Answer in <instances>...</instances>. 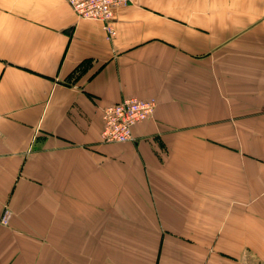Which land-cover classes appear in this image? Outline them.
<instances>
[{
    "label": "crops",
    "instance_id": "0c3cea01",
    "mask_svg": "<svg viewBox=\"0 0 264 264\" xmlns=\"http://www.w3.org/2000/svg\"><path fill=\"white\" fill-rule=\"evenodd\" d=\"M113 26L0 0V264H264V0H134ZM126 98L154 112L105 143Z\"/></svg>",
    "mask_w": 264,
    "mask_h": 264
},
{
    "label": "built area",
    "instance_id": "2783aa9c",
    "mask_svg": "<svg viewBox=\"0 0 264 264\" xmlns=\"http://www.w3.org/2000/svg\"><path fill=\"white\" fill-rule=\"evenodd\" d=\"M134 0H66L79 18L100 21L108 40L115 35L114 10ZM156 106L154 98H126L102 108L101 138L105 143H124L133 140V127L152 116ZM10 213L5 209L0 223L7 224Z\"/></svg>",
    "mask_w": 264,
    "mask_h": 264
}]
</instances>
